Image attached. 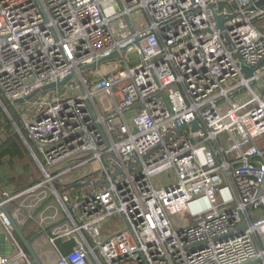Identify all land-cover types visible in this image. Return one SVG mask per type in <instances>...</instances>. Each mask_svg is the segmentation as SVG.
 <instances>
[{
    "label": "built area",
    "instance_id": "obj_1",
    "mask_svg": "<svg viewBox=\"0 0 264 264\" xmlns=\"http://www.w3.org/2000/svg\"><path fill=\"white\" fill-rule=\"evenodd\" d=\"M258 1L0 0V119L44 175L2 193L0 224L18 252L0 264H31L2 208L43 188L67 217L64 236L81 239L52 264H264ZM105 62L114 71L102 74ZM218 187V210L175 226ZM116 216L121 230L106 233Z\"/></svg>",
    "mask_w": 264,
    "mask_h": 264
},
{
    "label": "crops",
    "instance_id": "obj_2",
    "mask_svg": "<svg viewBox=\"0 0 264 264\" xmlns=\"http://www.w3.org/2000/svg\"><path fill=\"white\" fill-rule=\"evenodd\" d=\"M257 87L259 93L264 96V75L259 79ZM37 167L41 172L38 165ZM6 209L20 230L21 235L14 229L15 237L31 264H52L60 255H66L80 246L81 239L77 234L64 236L70 224L63 209L52 197L50 188H43L35 194L18 197L8 204ZM108 228H105L106 233L109 232ZM21 236L31 244L37 257L36 261L28 252ZM88 239L94 245L93 241ZM17 252V246L4 233L0 224V258L15 257ZM18 260L20 264L26 263L23 259Z\"/></svg>",
    "mask_w": 264,
    "mask_h": 264
},
{
    "label": "trees",
    "instance_id": "obj_3",
    "mask_svg": "<svg viewBox=\"0 0 264 264\" xmlns=\"http://www.w3.org/2000/svg\"><path fill=\"white\" fill-rule=\"evenodd\" d=\"M0 109V115H1ZM3 121V124L1 122ZM18 122L19 119L17 120ZM0 126L6 128V136L0 141V198L2 193L7 191L8 187H12V191H7L12 195L18 194L27 188L32 187L41 180H38V169H34L31 165H36L23 139L19 135H15L16 131L8 118L0 119ZM21 125V124H19ZM23 164V168L21 167ZM21 167V173L10 177L7 181L8 174L6 171ZM5 174V176L3 175Z\"/></svg>",
    "mask_w": 264,
    "mask_h": 264
},
{
    "label": "rangeland",
    "instance_id": "obj_4",
    "mask_svg": "<svg viewBox=\"0 0 264 264\" xmlns=\"http://www.w3.org/2000/svg\"><path fill=\"white\" fill-rule=\"evenodd\" d=\"M137 57H138L137 54H133L131 56L132 59H135ZM99 70L101 71L102 74H107V73L114 71V65L112 63L107 64V62H105L102 64ZM64 91L65 90H63V92ZM1 124H3V121L1 122ZM0 137L3 138V134L0 135ZM96 166L98 165L95 164L94 168H96ZM21 167L23 168V164H21ZM21 167H18L17 169H14V170H9L8 172L6 171L5 174H8L7 181L10 177L14 175L16 176L19 175L21 173ZM31 167L34 169L35 168L38 169V167L35 166V164L31 165ZM5 174L3 175L5 176ZM38 176H39L38 180L40 179L42 181L44 175L40 171L38 172ZM220 187H218L215 193H213L212 195H206V196H201V197L196 198L194 202H192L188 210L181 212L179 214L173 215L172 221L175 224V226L192 227L196 225L198 222H200L201 220H204L208 218L209 216H211L212 211L218 210L220 206L223 205V202H224L221 197L220 191H219ZM6 190L11 192L12 187H8ZM105 228L111 229L113 231L112 233L118 232L122 228L121 218L117 216L110 218L109 223L105 226Z\"/></svg>",
    "mask_w": 264,
    "mask_h": 264
},
{
    "label": "water",
    "instance_id": "obj_5",
    "mask_svg": "<svg viewBox=\"0 0 264 264\" xmlns=\"http://www.w3.org/2000/svg\"><path fill=\"white\" fill-rule=\"evenodd\" d=\"M256 7H257V8H264V0H259V1L257 2V4H256ZM210 11H213V7H210ZM213 16H214V18H215V20H216V22H217V28H218L219 30H223V29H224V23H225V20L222 19V18H220L219 16H217V15H215V14H213ZM113 57H114V55L112 54L108 59H112ZM102 62H103V60H100V61L98 62V64H101ZM96 66H97V64H91V65H88L87 67H88V68H95ZM263 66H264V61L260 64V66H259L258 68H261V67H263ZM243 71L246 73L247 76H252V74H253V72H254L255 70H254V69H248L247 67H244V68H243ZM72 77H74V74H71L70 76H67L65 79H63L62 81H60L58 84H53V85L47 86V87H45V88H43V89L46 90V89H52V88H56V87H63V86H65V85L67 84V82H68ZM32 97H33V95L30 96V97H28V98H26V100H30ZM23 101H24V100H19V102H23ZM185 128H186V127H184V128H180L179 131H182V130L185 129ZM193 128H194L195 130H197V129L199 128V125H198L197 122H194V123H193ZM15 135H17V133H15ZM88 185H89V183H80V184H76V185H74V187H84V186H88ZM2 210L8 215L9 219H10L11 222H12V225H13L14 229H15V230L21 235L20 230L18 229V227H17V225L14 223V221L11 219V216L8 214L7 209H6L5 207H3ZM21 237H22V236H21ZM22 239H23V242H24V244H25V246H26L28 252L31 254V256H32V258L34 259V261H36V260H37V257H36V255H35L34 250L32 249L31 244H30L27 240H25L23 237H22Z\"/></svg>",
    "mask_w": 264,
    "mask_h": 264
}]
</instances>
